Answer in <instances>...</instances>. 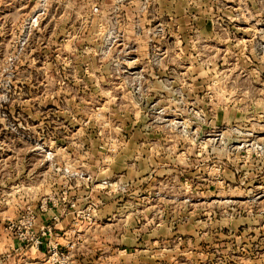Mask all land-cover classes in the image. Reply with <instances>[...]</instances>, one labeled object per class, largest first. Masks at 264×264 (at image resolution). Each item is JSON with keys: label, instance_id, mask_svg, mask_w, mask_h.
I'll return each instance as SVG.
<instances>
[{"label": "rangeland", "instance_id": "rangeland-1", "mask_svg": "<svg viewBox=\"0 0 264 264\" xmlns=\"http://www.w3.org/2000/svg\"><path fill=\"white\" fill-rule=\"evenodd\" d=\"M0 264H264V0H0Z\"/></svg>", "mask_w": 264, "mask_h": 264}]
</instances>
